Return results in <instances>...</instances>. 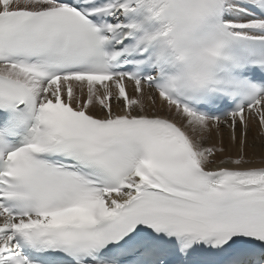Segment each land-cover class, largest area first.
I'll return each instance as SVG.
<instances>
[{
  "label": "snow or ice",
  "instance_id": "1",
  "mask_svg": "<svg viewBox=\"0 0 264 264\" xmlns=\"http://www.w3.org/2000/svg\"><path fill=\"white\" fill-rule=\"evenodd\" d=\"M0 264H264V0H0Z\"/></svg>",
  "mask_w": 264,
  "mask_h": 264
}]
</instances>
